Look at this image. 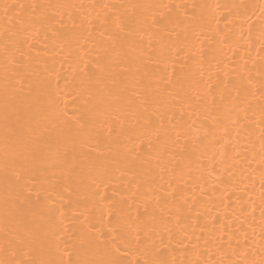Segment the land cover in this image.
Returning a JSON list of instances; mask_svg holds the SVG:
<instances>
[{"label": "bare ground", "instance_id": "6f19581e", "mask_svg": "<svg viewBox=\"0 0 264 264\" xmlns=\"http://www.w3.org/2000/svg\"><path fill=\"white\" fill-rule=\"evenodd\" d=\"M137 93L181 135L163 181L148 159L153 126L131 114ZM136 154L216 218L211 233L230 224L223 240L197 230L163 256L143 238L110 243L134 179L116 162ZM86 160L113 161L114 183L94 181ZM105 245L124 250L122 264H264V0H0V261L75 264Z\"/></svg>", "mask_w": 264, "mask_h": 264}, {"label": "snow or ice", "instance_id": "6c2138e0", "mask_svg": "<svg viewBox=\"0 0 264 264\" xmlns=\"http://www.w3.org/2000/svg\"><path fill=\"white\" fill-rule=\"evenodd\" d=\"M20 7L22 8L23 5H20ZM122 47L123 45L121 44L120 48ZM21 56L25 59H30L23 52H21ZM120 56L121 52L114 42L108 59L109 67L114 62L118 63ZM17 63L21 65L23 61ZM120 71L127 72L129 69L121 66ZM136 71H140V69L137 68ZM108 75L113 86L121 83L118 80V73L110 70ZM94 76L95 73L91 74L90 78ZM38 87H43V84L38 83ZM136 95L139 112L132 111L131 114L137 124L142 123L145 126H153L152 135L155 136V143L151 138L148 139V159L152 158V153H156L155 158L158 161L160 173L158 179L163 181V173L165 171H168L172 176L175 175V168L170 161L179 162L175 155V145L181 139V135L174 128L165 127L163 113L159 111V105H157L156 111H150L149 104L154 103V101H150L147 97H141L139 93ZM152 117H155V120ZM168 119L170 123L172 117L169 116ZM172 132H175L174 139L171 135ZM197 147L195 143L191 145L185 144L180 147V151L185 154L184 159L186 161H190L191 155L197 151ZM165 156L168 158V162L162 159ZM138 160L139 154H136L116 162L130 169L131 171L128 172V175L134 179L123 185L125 189L131 188L133 189L132 191L119 193L121 198L119 203L123 207L118 208L113 217L118 227L114 228L109 225L110 243H114L116 237L119 236L121 242L126 246L133 242L139 245L143 238L145 243L150 241L153 246H157L158 242L160 255L163 256L168 245H172L174 242L176 246L187 248L188 242L197 230L201 233L208 231L213 238L223 240L226 234L223 229L225 227L230 228V224L220 226L221 232L218 237L215 233H211L208 224L211 223L215 227L216 218L202 217L201 212L195 206L196 201L194 198L190 200L183 193L178 194L171 180L167 182V188H165L162 183L158 182L157 175L153 174L150 168L143 167V162L138 167ZM112 163L113 161L111 160H86L84 166L95 174L94 181L98 179L107 184L114 183L110 178L112 171L110 165ZM116 170L120 172L121 176L125 175V172L119 167ZM99 186L97 184V187ZM141 188L144 189V193H141ZM116 195L117 191L114 189L113 196ZM201 220H203V223H201ZM121 225H123L122 229L119 227ZM165 237L167 238V245L164 243ZM195 238L197 240L201 239L200 236ZM120 254H126L121 247L115 246L109 250L108 245H105L102 253L92 258L78 259L75 264H122L118 259ZM0 264H4V262L0 261ZM146 264H177V262L174 260L156 259L146 262Z\"/></svg>", "mask_w": 264, "mask_h": 264}]
</instances>
